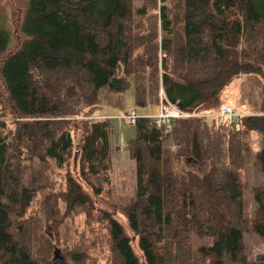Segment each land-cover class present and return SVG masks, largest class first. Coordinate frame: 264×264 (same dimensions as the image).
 I'll use <instances>...</instances> for the list:
<instances>
[{"label": "trees", "instance_id": "obj_1", "mask_svg": "<svg viewBox=\"0 0 264 264\" xmlns=\"http://www.w3.org/2000/svg\"><path fill=\"white\" fill-rule=\"evenodd\" d=\"M25 12L28 39L1 67L0 264H93L85 239L73 241V222L95 212L104 264H206V254L214 264H264L248 260L244 242L250 231L264 242V185L251 188L255 209L245 216L242 178L253 134L264 176V0H29ZM6 41L0 31V51ZM242 76L258 92L256 112L230 101L245 114L235 124L189 118L166 130L151 118L160 92L184 112L216 113ZM131 81L135 196L111 211L96 206L111 164L110 119L91 117L121 109Z\"/></svg>", "mask_w": 264, "mask_h": 264}, {"label": "rangeland", "instance_id": "obj_2", "mask_svg": "<svg viewBox=\"0 0 264 264\" xmlns=\"http://www.w3.org/2000/svg\"><path fill=\"white\" fill-rule=\"evenodd\" d=\"M28 1L29 0H0V31L5 32L7 37L6 44L0 51V94L4 99H7V90L1 76V67L4 61L28 39L20 30L21 24L26 18L25 11ZM249 80V78L242 76L239 80L235 81L227 89L225 100H230L238 109H241L242 105L245 107L244 109L253 113L256 112V110L253 109L250 103L256 98L258 92L257 90L254 93L251 91L253 82ZM133 111L139 113L135 108L133 81H131L130 87L124 94V103L121 109L104 106L98 111L101 117H111L109 121L111 125V164L107 178L104 179L102 187L99 188L101 192L104 191V195L102 199L98 200V204L96 205L97 208L112 211L113 209L125 206L135 196V163L129 158L127 149L128 142L135 137V130L133 125L129 124L126 120L119 119V117L125 116ZM153 112L156 113L157 110L153 109ZM74 140L75 144L72 159L70 161V170L73 172L78 168V135H76ZM250 146L253 156L246 168L242 171V178L244 181V214L249 217L253 215L255 209L251 188L253 186L257 187L264 185V176L259 171L255 159L256 152L261 149V137L257 134H253L250 138ZM192 169H194V171L199 170L200 166L193 165ZM40 176L44 177V171L40 172ZM46 194L47 190L42 191L41 198ZM94 215L95 216L91 218L80 216L75 219L73 228L76 237L73 241H77L78 238H80L79 241L83 242V239H81L82 236L88 248V260L94 263L104 264L110 254L106 246V230L103 225L105 223L102 221H94V219L99 216L96 212ZM119 216L120 215L115 214L116 218ZM90 219L92 221L91 223ZM87 224H90L89 227L86 226ZM46 231L52 238L51 227H48ZM244 242L246 255L249 261H254L260 256L264 258V242L259 240L255 234H252L251 231L248 232L244 236ZM195 243L209 244V242L204 239H197ZM133 246L135 251L139 254L136 243H133ZM53 259L59 261L64 260V253L61 247L55 248ZM205 259L207 261L206 264L215 263V258L212 254H206Z\"/></svg>", "mask_w": 264, "mask_h": 264}, {"label": "built area", "instance_id": "obj_3", "mask_svg": "<svg viewBox=\"0 0 264 264\" xmlns=\"http://www.w3.org/2000/svg\"><path fill=\"white\" fill-rule=\"evenodd\" d=\"M230 100H227L225 104L221 105L219 110L216 113H206V114H192L184 112L178 109L175 105L170 103L164 94L160 92V104L159 110L156 115L152 116L153 120L157 127H165L166 130H169L170 125L173 121L179 119H189V118H206L213 119L215 118L218 124L224 123H237L245 114L238 112L234 107L229 103ZM138 116L133 111L125 116L119 117V119L126 120L129 124L134 125ZM94 120H104L111 119V117H101L97 112L94 113L91 117Z\"/></svg>", "mask_w": 264, "mask_h": 264}, {"label": "water", "instance_id": "obj_4", "mask_svg": "<svg viewBox=\"0 0 264 264\" xmlns=\"http://www.w3.org/2000/svg\"><path fill=\"white\" fill-rule=\"evenodd\" d=\"M147 194L150 195V196H157L158 194V186L153 183V182H149L147 184Z\"/></svg>", "mask_w": 264, "mask_h": 264}, {"label": "crops", "instance_id": "obj_5", "mask_svg": "<svg viewBox=\"0 0 264 264\" xmlns=\"http://www.w3.org/2000/svg\"><path fill=\"white\" fill-rule=\"evenodd\" d=\"M98 113V112H97ZM157 113V112H156ZM156 113H154V114H156Z\"/></svg>", "mask_w": 264, "mask_h": 264}]
</instances>
